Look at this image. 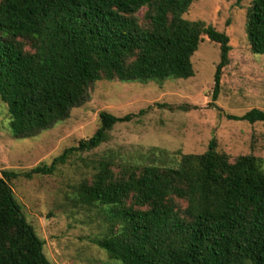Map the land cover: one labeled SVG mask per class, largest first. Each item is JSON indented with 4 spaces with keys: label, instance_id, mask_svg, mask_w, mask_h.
I'll return each instance as SVG.
<instances>
[{
    "label": "trees",
    "instance_id": "obj_1",
    "mask_svg": "<svg viewBox=\"0 0 264 264\" xmlns=\"http://www.w3.org/2000/svg\"><path fill=\"white\" fill-rule=\"evenodd\" d=\"M192 1L0 0V94L15 135L31 137L64 119L103 72L124 81L192 75L191 57L204 35L221 49L217 99L230 37L186 20ZM144 6L148 25L136 16ZM248 28L264 52V0H252ZM132 116L102 111L93 136L32 172L52 173L71 152L98 147L114 124ZM234 118L264 122V110ZM109 171L103 163L86 197L109 206L120 225L98 241L111 257L124 264H264V169L256 156L230 162L212 138L205 153L183 154L177 166H131L116 179ZM16 176L0 175V264H51L9 184Z\"/></svg>",
    "mask_w": 264,
    "mask_h": 264
},
{
    "label": "rangeland",
    "instance_id": "obj_2",
    "mask_svg": "<svg viewBox=\"0 0 264 264\" xmlns=\"http://www.w3.org/2000/svg\"><path fill=\"white\" fill-rule=\"evenodd\" d=\"M251 4L193 0L184 12L191 23L213 25L230 37V60L217 99L214 74L221 49L205 35L191 57L192 75L124 81L103 72L64 119L31 137L15 135L8 103L0 94V175L4 170L18 173L9 184L44 241L51 264H124L98 244L120 228L112 210L86 197L103 163L115 179L131 166H177L183 154H203L216 138L217 151L230 162L251 154L264 169V122L234 118L252 108L264 110V52L250 40ZM147 12L144 6L136 13L143 25H148ZM21 41L25 50L33 51L31 40ZM102 111L133 116L114 124L98 147L71 152L52 173L32 172L39 165L51 166L67 149L93 136ZM179 203L186 206L185 201Z\"/></svg>",
    "mask_w": 264,
    "mask_h": 264
}]
</instances>
